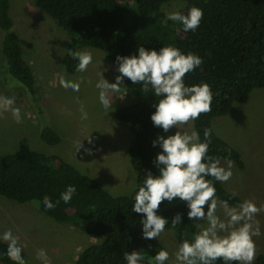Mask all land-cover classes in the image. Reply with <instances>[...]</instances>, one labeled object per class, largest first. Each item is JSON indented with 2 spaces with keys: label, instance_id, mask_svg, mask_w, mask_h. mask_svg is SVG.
<instances>
[{
  "label": "trees",
  "instance_id": "obj_1",
  "mask_svg": "<svg viewBox=\"0 0 264 264\" xmlns=\"http://www.w3.org/2000/svg\"><path fill=\"white\" fill-rule=\"evenodd\" d=\"M171 0H33L35 7L51 17L69 36L62 62L65 71L75 73L78 61L67 54L68 49L83 51L85 47L100 49L114 64L116 57L138 55V47L159 51L163 46L179 48L183 53L199 55L203 64L184 77L186 85L207 83L213 93L211 111L193 121V128L204 140V130L210 129L209 155L233 160L239 169L244 168L241 154L221 139L212 129L214 117L226 115L235 102L248 100L254 88H264V0H186L180 11L186 14L195 6L203 11L196 31L184 32L182 25L169 20L162 24L165 13L162 6ZM0 31L2 54L9 73L21 85L35 92V76L23 55L22 47L13 31L10 0H0ZM123 85L131 94L128 105L115 110L116 119L127 123L133 135L127 148L130 164L135 173V183L128 194L112 195L96 179L80 172L58 155L31 149L26 139L19 142L17 150L0 158V195L18 203H31L51 219L73 225L85 224V231L94 237L102 236L99 243L85 248L75 264H127L125 253L140 251L147 264L164 249L158 239L142 236L143 214L132 210L133 195L142 186L150 171L158 175L153 163L159 144L158 136H167L162 128L154 126L151 114L159 98L154 93H143L140 84L124 78ZM40 138L49 145L58 144L60 135L42 122ZM206 179H212L206 177ZM216 195L230 205L241 202L239 196L224 188L222 182L213 181ZM68 185L76 188L72 200H62L54 209L46 210L43 198L53 203ZM187 204L174 200L163 201L157 212L169 220L171 230L180 244L191 239L199 229L187 217ZM181 215V224L171 226V219ZM7 243L0 240V262L15 264L7 255ZM165 264H170L167 261ZM175 264V263H174ZM215 264H224L217 260ZM236 264V262H232ZM253 264H264V255H257Z\"/></svg>",
  "mask_w": 264,
  "mask_h": 264
},
{
  "label": "rangeland",
  "instance_id": "obj_2",
  "mask_svg": "<svg viewBox=\"0 0 264 264\" xmlns=\"http://www.w3.org/2000/svg\"><path fill=\"white\" fill-rule=\"evenodd\" d=\"M185 3L186 0H171L162 6V11L180 12ZM10 14L15 36L35 76L36 95L32 93L31 98L28 88L9 73L2 54L0 31V96L14 98L13 107L19 108L21 113L19 123L10 111L0 113V158L15 152L19 142L26 139L31 149L62 157L80 172L98 180L112 195L130 193L135 173L127 148L133 135L128 124L116 119L114 112L131 102V94L124 85L122 89L127 93L123 99L115 97L123 95V91L118 94L109 91L107 95L113 99V110L106 113L99 101L100 90L96 88L102 76L109 83L115 82L117 70L114 64L100 49L85 47L83 51L92 54V63L86 71L69 74L62 62L69 36L57 23L38 10L33 0H10ZM61 77L79 82V91L62 87ZM42 122L48 123L60 135L58 144L49 145L41 140ZM211 126L244 161V168L239 169L233 160H220L225 167L227 161L233 165L232 177L222 182L224 188L239 196L241 202L252 200L258 207L264 206V88H254L247 101L235 102L229 113L214 117ZM193 129V121H190L180 130L190 132ZM175 131V128L170 129L169 135ZM79 141L82 147L76 151ZM218 215L223 218L220 210ZM256 219L262 233L253 237L257 256L264 255V211ZM84 227L85 224L57 222L35 204L18 203L0 195V234L12 231L23 249L26 264H44L37 257L41 249L47 254L48 264H75L85 248L103 239L102 236H91ZM157 239L169 252L167 262L174 264L179 243L172 231L165 228Z\"/></svg>",
  "mask_w": 264,
  "mask_h": 264
},
{
  "label": "clouds",
  "instance_id": "obj_3",
  "mask_svg": "<svg viewBox=\"0 0 264 264\" xmlns=\"http://www.w3.org/2000/svg\"><path fill=\"white\" fill-rule=\"evenodd\" d=\"M203 17L202 9L191 7L186 14L180 12H165L162 24L169 20L182 25L184 32L196 31ZM67 54L78 61L76 70L86 71L92 63V54L88 51H73ZM119 75L115 82L109 83L100 79L96 88L99 89V101L106 113L112 109L113 99L107 93L123 99L127 93L122 89L124 78L132 84H140L145 94L154 93L159 98L155 111L151 114L154 126L160 127L165 133L175 128L174 134L158 136L152 143H157L162 149L153 162L158 169V175L150 171L146 174L142 186L134 192L132 210L143 214L142 236L144 239H157L165 231L169 220L157 212L163 201L172 203L174 200L187 204V217L191 221H202L197 224L199 229L192 234L191 239H184L175 252V264H215L217 260L224 264H253L256 258V244L253 237L261 236L260 223L256 216L264 211V206H257L252 200H244L236 205H230L227 200H221L216 195L213 181L227 182L232 177V162L227 161V167L221 164L220 158L209 155L211 142L210 129L204 130V140L194 129L190 132L181 131V127L199 118L201 114L211 111L213 93L207 83L186 85L184 77L203 64L202 58L194 53H183L179 48L163 46L159 51L138 47V55L117 56ZM59 83L65 89L79 91L80 83L60 78ZM14 98L0 96V113L10 111L15 122H21L20 109L13 107ZM86 118V114H85ZM92 141L89 140V143ZM76 151L82 147L77 142ZM85 152L90 153L89 149ZM211 177L212 179H206ZM76 193L73 185H68L55 203L45 196L43 205L46 210L54 209L61 200L67 204ZM37 207L40 201H37ZM206 207V211H205ZM218 210L222 212L218 215ZM171 226L176 228L181 224V215L172 217ZM0 240L7 243L6 255L15 264H26L22 257V247L18 238L11 230L0 234ZM38 259L48 264L47 254L43 249L37 253ZM145 257L140 251L125 253L127 264H141ZM169 260V252L161 249L147 264H165Z\"/></svg>",
  "mask_w": 264,
  "mask_h": 264
}]
</instances>
